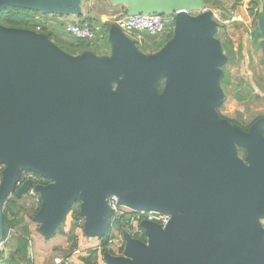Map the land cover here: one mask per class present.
<instances>
[{"label":"water","instance_id":"water-1","mask_svg":"<svg viewBox=\"0 0 264 264\" xmlns=\"http://www.w3.org/2000/svg\"><path fill=\"white\" fill-rule=\"evenodd\" d=\"M81 1L0 0V14L79 17ZM106 1L173 16L171 39L147 55L110 24L108 55H70L0 24V241L11 192L38 196L31 221L44 240L74 204L83 236L102 238L114 197L170 220L142 222L144 241L122 231V256L105 252L103 264H264V120L243 132L218 117L226 57L211 11L202 0ZM259 27L264 52L262 17ZM26 172L47 184L22 182Z\"/></svg>","mask_w":264,"mask_h":264},{"label":"flooded vegetation","instance_id":"flooded-vegetation-1","mask_svg":"<svg viewBox=\"0 0 264 264\" xmlns=\"http://www.w3.org/2000/svg\"><path fill=\"white\" fill-rule=\"evenodd\" d=\"M247 3L245 12L234 14L230 21L228 14L223 12L225 21H216L215 35L226 57L219 84L222 101L216 111L219 119L243 132H248L259 119L264 120V52L259 27L260 17L264 23V6L259 5L258 0H248ZM228 26L233 29L232 36L227 32ZM236 150L243 159L244 150L240 147Z\"/></svg>","mask_w":264,"mask_h":264},{"label":"trees","instance_id":"trees-1","mask_svg":"<svg viewBox=\"0 0 264 264\" xmlns=\"http://www.w3.org/2000/svg\"><path fill=\"white\" fill-rule=\"evenodd\" d=\"M205 7L207 8H219L221 7L223 0H202ZM120 12H118V16L126 15L124 9L120 7ZM35 16H40L41 19L35 20ZM86 21L101 27L102 29L108 30L107 23H103L99 20V18H90L86 17ZM0 24L4 27L8 28H18L25 30H35L37 27L40 28V33L45 34L52 41L58 42V45L61 50L70 54V55H78L82 52H78L80 49L85 46H88L89 43L78 41L72 38L71 43H64L57 40L51 30L47 28L48 20L47 16L42 15L36 12L25 11L21 9L8 8L4 10L0 14ZM98 34V33H97ZM135 33L132 34V36ZM138 35V34H135ZM172 37V32L168 35H165L162 41L156 40L155 37H149L147 35L143 36V40L152 43V46H141V52L144 54H152L158 51L160 48L158 46L164 45L167 41H169ZM106 38V37H105ZM104 38V39H105ZM161 46V47H162ZM138 47V46H137ZM139 49V48H138ZM161 90V86L159 87V91ZM43 184H47V181L43 182ZM21 199H17L15 192H11L6 199L3 209H2V221H3V239L6 237L7 232L10 229L16 228L19 226V214H24L27 216L29 220L36 213L37 207H33L32 209H28L20 203ZM78 209H71L68 213L65 223L63 225V230L61 235L64 237H69L71 240V247L69 254L63 258L66 261H70L72 264H103L102 255L105 252L110 253L113 256H122L123 253V243L118 247L116 251L110 249L111 241L117 239L120 230L108 228L104 234V236L100 239H95V241L88 240L83 236L82 226H77L76 220L80 219ZM28 236L29 232L27 227L22 228V233L18 238V247L16 250V256L21 257V259H28ZM132 237H135L132 235ZM141 241H144L141 239ZM55 251H58L55 249ZM12 264H18L16 261L12 260Z\"/></svg>","mask_w":264,"mask_h":264},{"label":"built area","instance_id":"built-area-1","mask_svg":"<svg viewBox=\"0 0 264 264\" xmlns=\"http://www.w3.org/2000/svg\"><path fill=\"white\" fill-rule=\"evenodd\" d=\"M35 20L41 19L40 16H35ZM106 23V22H103ZM122 32L126 34H144L149 37H162L168 35L173 30V16H159V15H124L118 16L113 21ZM40 33V28L34 30ZM65 33L71 38L83 41L87 43L95 42L101 38L107 36L108 30L102 29L89 21L83 20H70L65 24ZM98 33V34H97ZM22 182L26 180L32 181L37 185H45L44 179L33 174V173H23ZM29 196L33 198L35 206L38 207L40 200L38 196L30 190ZM109 210L110 216L108 219V228L127 231L131 236L134 235L137 240H145L144 231L141 227L142 222H152L161 228H164L169 220L170 216L156 211H146V210H132L128 207L121 206L117 203L114 197L109 198ZM83 224V219L80 218L76 220V224ZM121 233L117 239L121 240ZM111 241L112 244L115 240ZM2 251V243L0 242V252ZM52 264H67V261L59 256L53 258Z\"/></svg>","mask_w":264,"mask_h":264},{"label":"rangeland","instance_id":"rangeland-1","mask_svg":"<svg viewBox=\"0 0 264 264\" xmlns=\"http://www.w3.org/2000/svg\"><path fill=\"white\" fill-rule=\"evenodd\" d=\"M248 0H225L224 3L221 5V8H207L206 10L211 11L215 21L217 22H223L225 20L222 19L223 16V12H225L226 14H228V20L230 21L232 19V17L234 16V14H238L240 11L241 12H245L246 10V6L248 5L247 3ZM259 1V5L264 6V0H258ZM82 9H83V14L86 15V17H90V18H99V20L101 22H106L107 23V27L110 26V24H112V21L118 17V12H120V6L118 5H113L108 3L106 0H82ZM224 7V8H222ZM234 8V9H233ZM236 9V10H235ZM235 10V11H234ZM201 11H198V13ZM57 16V15H55ZM50 18V17H49ZM48 20V26L47 28L49 30H51V32L53 33L54 37L64 43H71L72 38L70 36H68L65 31V24L71 20V18H66V20H61L60 18L62 17H53V20ZM227 21V20H226ZM227 32L230 36H232L233 34V29L231 27L228 26ZM133 34V33H132ZM132 34H127L128 37L134 41L139 50L141 51V46H152L150 42L144 41L143 40V36L144 34L140 33L138 35H133ZM164 36L162 37H155L156 40H160L162 41ZM52 42L55 44V41L52 40ZM57 44H55L57 47H59L58 45H60L58 42H56ZM141 45V46H140ZM162 46V45H161ZM161 46L159 45L158 48H161ZM60 48V47H59ZM61 49V48H60ZM80 50L78 52H82V51H88L91 52L95 55L101 56V55H108L109 54V45L107 44V36L105 39L101 38L98 41L95 42H91L88 44V46H85L83 48H79ZM229 111L231 110V108H228ZM256 114V113H255ZM20 202H26L23 199L20 200ZM32 202V201H29ZM71 209H78V205L74 204L72 206ZM261 224L264 228V221H261ZM83 224H77V226H82ZM63 230V226H61L59 228V230L57 231V235H58V242L55 244V247H48V243L45 242L42 244L41 251L43 253V251H45L46 254V262H51L53 260L54 257L59 256L60 258H65L68 254L69 251L71 250V240L69 237H64L61 235V232ZM38 233V232H37ZM61 238V239H60ZM88 240H92L95 241V239H88ZM46 241V240H45ZM122 244L121 240L117 239L115 240L112 244L110 249L113 251H116L118 249V247ZM58 250V251H55ZM68 264H72L70 261H68Z\"/></svg>","mask_w":264,"mask_h":264},{"label":"crops","instance_id":"crops-1","mask_svg":"<svg viewBox=\"0 0 264 264\" xmlns=\"http://www.w3.org/2000/svg\"><path fill=\"white\" fill-rule=\"evenodd\" d=\"M121 7V6H120ZM123 8V7H122ZM50 17V18H49ZM53 17H62L61 20H66L65 16H55V15H49L47 16V19L53 20ZM86 18V15L82 13L79 17H73L71 20H83ZM26 202H20L23 206H25L28 209H32L35 206V203L33 201V198L29 195L24 196L22 198ZM21 199V200H22ZM32 201V202H29ZM19 226L16 228L10 229L7 232L6 237L1 239L2 243V251L0 252V264H12L11 261L14 260L18 264H27L28 259H21V257L16 256V250L18 247V238L20 237L22 233V228L27 227L29 236H28V245L29 250L31 252L30 258H31V264H52L53 260L51 262H46V252L41 251V246L43 243L47 242L48 247H55V244L59 241L58 235L56 234L53 238L50 240H44L38 233H37V225L34 224L31 220L27 218L24 214H19ZM61 239V238H60ZM29 258V256H27ZM68 264V261H67Z\"/></svg>","mask_w":264,"mask_h":264},{"label":"bare ground","instance_id":"bare-ground-1","mask_svg":"<svg viewBox=\"0 0 264 264\" xmlns=\"http://www.w3.org/2000/svg\"><path fill=\"white\" fill-rule=\"evenodd\" d=\"M30 192V191H29ZM1 242V241H0Z\"/></svg>","mask_w":264,"mask_h":264}]
</instances>
